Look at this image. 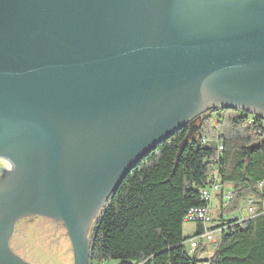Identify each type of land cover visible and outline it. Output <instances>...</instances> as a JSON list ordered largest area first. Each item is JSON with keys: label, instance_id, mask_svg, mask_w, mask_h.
<instances>
[{"label": "water", "instance_id": "1", "mask_svg": "<svg viewBox=\"0 0 264 264\" xmlns=\"http://www.w3.org/2000/svg\"><path fill=\"white\" fill-rule=\"evenodd\" d=\"M222 108L264 119V0H0V217L61 221L89 264L134 164ZM6 246L0 264H25Z\"/></svg>", "mask_w": 264, "mask_h": 264}, {"label": "trees", "instance_id": "2", "mask_svg": "<svg viewBox=\"0 0 264 264\" xmlns=\"http://www.w3.org/2000/svg\"><path fill=\"white\" fill-rule=\"evenodd\" d=\"M218 118L220 124L212 126ZM226 125L231 128L227 134ZM216 179L232 188L219 225L198 223L195 234L186 237V217L192 210L210 208L203 192ZM261 183L264 119L233 109L209 110L148 152L112 192L88 236L89 264H264ZM246 200L255 201L258 215L243 221L231 217ZM218 231L220 243L211 258L203 256L201 244L189 252V241Z\"/></svg>", "mask_w": 264, "mask_h": 264}, {"label": "rangeland", "instance_id": "3", "mask_svg": "<svg viewBox=\"0 0 264 264\" xmlns=\"http://www.w3.org/2000/svg\"><path fill=\"white\" fill-rule=\"evenodd\" d=\"M220 122L221 118H218L214 120V124H216L212 126H216ZM230 129L226 125L223 128V133L227 134ZM214 135L217 136V134ZM2 164L4 163L0 160V166ZM227 188L230 189L231 187ZM224 206L227 205H223L216 198L213 199L209 208L210 222L208 225H211L212 222L216 224L220 223V215ZM254 206L257 211L255 204ZM227 207L223 213H225L226 219H229L231 211ZM233 216H243L245 219H249L252 216L249 213L247 200L241 202L240 208L231 214V217ZM195 229V224L186 223L184 235L187 237L194 235ZM220 238L221 233L219 231L210 234V237H208V240L202 246L206 250V253H208V256L205 257L211 258L213 256L212 254L216 249L214 245H218ZM10 243V248L15 253L14 255L28 264H74V253L70 238L63 223L59 220H47L38 217L25 219L16 227L15 235ZM107 264H118V262L110 261Z\"/></svg>", "mask_w": 264, "mask_h": 264}, {"label": "built area", "instance_id": "4", "mask_svg": "<svg viewBox=\"0 0 264 264\" xmlns=\"http://www.w3.org/2000/svg\"><path fill=\"white\" fill-rule=\"evenodd\" d=\"M203 142L206 143L205 138H202ZM223 145L219 144L218 145V150L221 152L223 151ZM229 186H223L221 185V183L219 182V180H215L212 188L209 190H205L203 192V198L205 201L211 203L213 201V199H217V201H219L220 203H222L223 205H227L229 203V201L231 200L232 197V190H230L229 188H227ZM259 187L262 189L264 188V183H261L259 185ZM254 200H248V206H249V213L252 215L251 217H255L258 215V207H257V211L255 210V206H254ZM256 205V204H255ZM239 217V216H238ZM240 220L243 221L245 220V218L243 216L240 217ZM186 221L189 224H198L201 223L203 224L205 227L209 226L208 223L210 222V217H209V209H196V210H192L189 212L188 216L186 217ZM221 233V231H219ZM212 233V232H211ZM210 232H206L202 237L200 238H195L192 239L191 241H189L187 243L188 249L190 253H194V251L199 247L200 242L199 240H202L204 238H208L210 237ZM201 264H207V263H201Z\"/></svg>", "mask_w": 264, "mask_h": 264}, {"label": "flooded vegetation", "instance_id": "5", "mask_svg": "<svg viewBox=\"0 0 264 264\" xmlns=\"http://www.w3.org/2000/svg\"><path fill=\"white\" fill-rule=\"evenodd\" d=\"M3 163L4 164L0 166V191H4V189H6L8 185V181L10 180V176L12 174V166L5 161H3ZM1 209L3 211V215L0 217V240L7 238V246H6L7 249L10 251L11 255L15 259L22 261L21 258L14 255L15 253L10 248V244H11L10 241L15 235V230L18 224L23 220L30 219L32 217H30L29 215L24 216L20 214V212H22V210L24 209V205L23 203H18V201H14L10 204H7L4 208ZM34 217L51 220L50 218L44 216H33V218ZM6 228L11 229V231L9 232L10 234L8 233L7 236H5L6 234H4V230ZM2 249L0 250V253L2 252ZM22 262L25 263L24 261Z\"/></svg>", "mask_w": 264, "mask_h": 264}, {"label": "crops", "instance_id": "6", "mask_svg": "<svg viewBox=\"0 0 264 264\" xmlns=\"http://www.w3.org/2000/svg\"><path fill=\"white\" fill-rule=\"evenodd\" d=\"M230 189H231V188H230ZM231 190H232V189H231ZM220 216H221V215H220ZM213 224H216V223L214 222ZM213 224H212V225H213ZM216 225H219V223H217ZM210 226H211V225H210ZM198 228H199V227L196 225L195 232L197 231ZM214 233H216V232H212L211 234H214ZM194 234H195V233H194ZM192 236H193V235H192ZM186 237H187V236H186ZM189 237H191V236H189ZM207 240H208L207 237L204 238V239H202V240H200V244L203 246V243L206 242ZM219 243H220V242H219ZM219 243H218V244H219ZM215 247H217V245H214V248H215ZM213 254H214V252H213ZM213 254H212V255H213ZM203 256H208V253H204Z\"/></svg>", "mask_w": 264, "mask_h": 264}]
</instances>
